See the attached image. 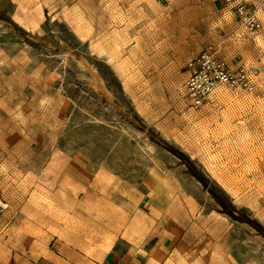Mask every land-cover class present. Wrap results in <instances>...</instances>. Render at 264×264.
I'll use <instances>...</instances> for the list:
<instances>
[{"label": "rangeland", "instance_id": "1", "mask_svg": "<svg viewBox=\"0 0 264 264\" xmlns=\"http://www.w3.org/2000/svg\"><path fill=\"white\" fill-rule=\"evenodd\" d=\"M213 1L0 0L1 226L138 212L174 264H264V12L251 32ZM214 41L258 89L195 108L186 64Z\"/></svg>", "mask_w": 264, "mask_h": 264}, {"label": "crops", "instance_id": "2", "mask_svg": "<svg viewBox=\"0 0 264 264\" xmlns=\"http://www.w3.org/2000/svg\"><path fill=\"white\" fill-rule=\"evenodd\" d=\"M213 2L221 12L236 18L221 2ZM16 15L24 18L18 12ZM223 54L235 67L244 64L235 58L228 59L224 51ZM30 206L26 203L25 209ZM33 210L36 212L32 217L11 219L0 225V264L175 263L174 241L165 234L164 224L155 216L146 218L144 225L143 213L137 212L120 229L115 220L118 215L115 213L113 217L107 211L101 212L103 219L93 224L85 218L66 217L59 203L54 213L43 203Z\"/></svg>", "mask_w": 264, "mask_h": 264}, {"label": "built area", "instance_id": "3", "mask_svg": "<svg viewBox=\"0 0 264 264\" xmlns=\"http://www.w3.org/2000/svg\"><path fill=\"white\" fill-rule=\"evenodd\" d=\"M236 15L243 27L251 32L262 29L260 13L264 0H216ZM184 90L195 108L203 106L222 87L254 93L258 89V73L253 67L230 64L223 54L221 41L209 42L198 55L191 58Z\"/></svg>", "mask_w": 264, "mask_h": 264}, {"label": "bare ground", "instance_id": "4", "mask_svg": "<svg viewBox=\"0 0 264 264\" xmlns=\"http://www.w3.org/2000/svg\"><path fill=\"white\" fill-rule=\"evenodd\" d=\"M25 23H26V21H25ZM98 80V82L100 83V81H99V79H97ZM3 202H1L0 204H2Z\"/></svg>", "mask_w": 264, "mask_h": 264}]
</instances>
